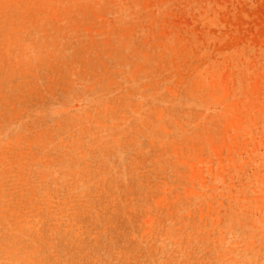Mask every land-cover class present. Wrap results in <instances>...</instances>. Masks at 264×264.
Segmentation results:
<instances>
[{
  "label": "rangeland",
  "instance_id": "1",
  "mask_svg": "<svg viewBox=\"0 0 264 264\" xmlns=\"http://www.w3.org/2000/svg\"><path fill=\"white\" fill-rule=\"evenodd\" d=\"M0 264H264V0H0Z\"/></svg>",
  "mask_w": 264,
  "mask_h": 264
}]
</instances>
